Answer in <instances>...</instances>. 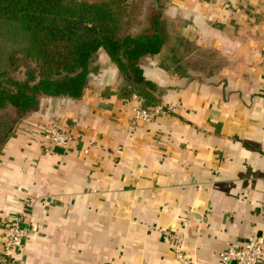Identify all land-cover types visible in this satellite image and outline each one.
Wrapping results in <instances>:
<instances>
[{
    "label": "crops",
    "instance_id": "0c3cea01",
    "mask_svg": "<svg viewBox=\"0 0 264 264\" xmlns=\"http://www.w3.org/2000/svg\"><path fill=\"white\" fill-rule=\"evenodd\" d=\"M141 68L166 113L134 118L104 50L80 99L43 98L0 154V255L21 218L30 264H191L264 235V0H168ZM155 105V106H156ZM59 121L71 147L46 152Z\"/></svg>",
    "mask_w": 264,
    "mask_h": 264
},
{
    "label": "trees",
    "instance_id": "16d2710c",
    "mask_svg": "<svg viewBox=\"0 0 264 264\" xmlns=\"http://www.w3.org/2000/svg\"><path fill=\"white\" fill-rule=\"evenodd\" d=\"M165 1L0 0V154L43 98L83 97L100 50L120 72L117 93L155 106L141 60L164 45Z\"/></svg>",
    "mask_w": 264,
    "mask_h": 264
},
{
    "label": "built area",
    "instance_id": "2783aa9c",
    "mask_svg": "<svg viewBox=\"0 0 264 264\" xmlns=\"http://www.w3.org/2000/svg\"><path fill=\"white\" fill-rule=\"evenodd\" d=\"M166 113L162 105L151 108H143L142 105L134 110V118L149 123ZM73 134L59 121L46 125L41 133L40 143L46 151L56 148L67 150L71 147ZM12 231L4 243L0 264H30L22 255H17L26 243L28 232L23 226L21 218L15 217L11 220ZM184 239L176 237L174 248L175 264H191V261L183 248ZM222 264H264V235L255 236L248 240L241 248H230L220 255Z\"/></svg>",
    "mask_w": 264,
    "mask_h": 264
},
{
    "label": "rangeland",
    "instance_id": "374dc122",
    "mask_svg": "<svg viewBox=\"0 0 264 264\" xmlns=\"http://www.w3.org/2000/svg\"><path fill=\"white\" fill-rule=\"evenodd\" d=\"M83 1H89V2H93V1H96V0H83ZM168 1V0H167ZM166 1H165V3H164V5H163V8H164V10H165V6H166ZM165 13V12H164ZM161 33L164 35V36H166V34H167V27H166V19H165V17L163 18V20H162V25H161ZM19 126V125H18ZM18 128V127H17ZM16 128V129H17Z\"/></svg>",
    "mask_w": 264,
    "mask_h": 264
},
{
    "label": "water",
    "instance_id": "95a60500",
    "mask_svg": "<svg viewBox=\"0 0 264 264\" xmlns=\"http://www.w3.org/2000/svg\"><path fill=\"white\" fill-rule=\"evenodd\" d=\"M233 264H235V263H233Z\"/></svg>",
    "mask_w": 264,
    "mask_h": 264
}]
</instances>
